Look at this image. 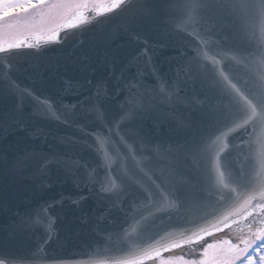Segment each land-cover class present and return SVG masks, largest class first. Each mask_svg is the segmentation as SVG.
<instances>
[{"label":"snow or ice","instance_id":"obj_1","mask_svg":"<svg viewBox=\"0 0 264 264\" xmlns=\"http://www.w3.org/2000/svg\"><path fill=\"white\" fill-rule=\"evenodd\" d=\"M22 14L40 18L48 41L104 24L100 17L111 14L124 18L131 39L139 36L130 29L147 22L194 41L190 51L177 49L167 72L154 58L156 46L145 41L118 69L108 63L104 79L66 80L63 91L76 99L64 103L20 87L14 73L26 69L17 60L29 55L20 50L39 44L10 38L0 27V85L15 97L0 112V140L47 143L50 122L78 133L52 135L54 150L26 147L11 160L0 152V176L31 180L42 201L29 200L10 229L15 235L47 227L28 264H66L44 248L52 211L70 198H44L54 169L96 197L89 219L103 239L126 244L121 255L97 264H264V0H0V21ZM111 39L105 32L93 47ZM102 58L108 61L107 51ZM83 60L86 70L89 57ZM169 122L172 135L157 137ZM85 151L94 169L75 155ZM88 198L81 192L71 202ZM234 225L241 233L235 242L209 241ZM177 249L186 251L164 256ZM0 264L17 261L5 254Z\"/></svg>","mask_w":264,"mask_h":264},{"label":"water","instance_id":"obj_2","mask_svg":"<svg viewBox=\"0 0 264 264\" xmlns=\"http://www.w3.org/2000/svg\"><path fill=\"white\" fill-rule=\"evenodd\" d=\"M104 24H91L61 32L63 39L60 42L48 41L47 35H28L19 39H26L29 44H39V48H24L20 51L29 53L18 58L17 63L20 70L14 73L20 87L33 88L37 93L49 96L53 101L70 102L76 97L63 91L65 81L84 82L85 77L92 80L104 79L109 76L108 63H115L117 69L125 62L145 41L151 47L155 45V60L161 65L163 71L167 72L169 60L175 63L178 48L188 49L194 41L190 37H184L166 27H156L147 22L133 26L130 31L138 34L139 39H131L122 24L124 18L111 14L110 19L100 17ZM105 32L112 33V39L104 44L94 43L99 40ZM66 37V38H64ZM107 51L108 61L102 57ZM87 56V69L82 68L83 58ZM171 79V77H168ZM109 86L112 81L108 80ZM15 103V97L10 95L6 88L0 85V112H7ZM30 109H25L29 111ZM44 127L50 130L47 143L42 141L21 140L19 136L6 135L0 140V152L4 153L6 159L14 158L18 151L33 146L43 147L46 151L54 150L56 141L51 139L52 135H77L72 128L57 125L55 122L44 123ZM151 127V124H149ZM171 124L166 123L156 133L157 137L163 138L172 135ZM51 146V147H50ZM75 155L82 156L91 169L95 168V160L90 152H77ZM100 178L102 179V172ZM53 186L47 190L44 198L58 196L63 192L70 194V198L63 202V206H57L51 213V239L44 248L45 254H55L61 257L66 264H97L98 261L108 260L121 255L120 249L126 247L122 241L114 240L108 243L100 233L95 230L93 221L89 219L94 210L97 209L96 197L88 193L87 188H77L72 181L63 182V176L58 177L55 169L52 173ZM0 187H2V198H0V255L16 258L17 264H28V261L37 259L33 255L38 245L48 238L47 227L33 228L29 232L12 235L10 229L16 219V213H23L27 202L41 203L34 197V186L31 180H19L10 175L0 176ZM84 192L89 198L79 206L73 205L71 200L78 198ZM211 209H209L210 211ZM251 219V218H250ZM177 221H172L176 223ZM247 231V229H245ZM241 233L234 225L216 235L209 237V241L221 239L236 240ZM199 248V246H197ZM185 249H177L173 252L164 253L165 257L180 256ZM198 257L199 252L195 253ZM149 264H155L150 261Z\"/></svg>","mask_w":264,"mask_h":264},{"label":"rangeland","instance_id":"obj_3","mask_svg":"<svg viewBox=\"0 0 264 264\" xmlns=\"http://www.w3.org/2000/svg\"><path fill=\"white\" fill-rule=\"evenodd\" d=\"M26 15L27 14H22L19 16L14 15L13 19L10 20L11 21L10 24L12 25L11 28H7L6 25L8 24L4 25V23L1 22H0V27H5L6 31L9 33V37L13 39H19L24 36L33 35L36 33L35 30H37V26L36 24L33 23L23 22V19L25 18ZM20 16H24V17H20ZM46 27H47L46 25H42L41 23H38V35L43 36L44 32H40V29L44 30Z\"/></svg>","mask_w":264,"mask_h":264},{"label":"flooded vegetation","instance_id":"obj_4","mask_svg":"<svg viewBox=\"0 0 264 264\" xmlns=\"http://www.w3.org/2000/svg\"><path fill=\"white\" fill-rule=\"evenodd\" d=\"M100 2L102 3V4H107V2H108V0H100ZM20 17H24V16H20ZM27 17V18H26ZM1 23H4V24H10V20H8V21H0ZM23 22H26V23H33V24H36V26H37V30H35L36 31V33L35 34H38V23H40V20H39V17H34V16H32V15H26L25 16V18L23 19ZM44 27V26H43ZM46 29V28H45ZM42 30V29H40V32H44V34H48L47 33V31L46 30ZM222 240V239H221ZM234 242L236 241V240H233ZM199 257V256H198ZM155 264H156V262H155Z\"/></svg>","mask_w":264,"mask_h":264}]
</instances>
